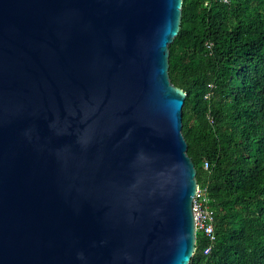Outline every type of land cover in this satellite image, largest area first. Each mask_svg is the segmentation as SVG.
I'll list each match as a JSON object with an SVG mask.
<instances>
[{"label": "water", "instance_id": "1", "mask_svg": "<svg viewBox=\"0 0 264 264\" xmlns=\"http://www.w3.org/2000/svg\"><path fill=\"white\" fill-rule=\"evenodd\" d=\"M181 4L0 0V264L189 263Z\"/></svg>", "mask_w": 264, "mask_h": 264}, {"label": "trees", "instance_id": "2", "mask_svg": "<svg viewBox=\"0 0 264 264\" xmlns=\"http://www.w3.org/2000/svg\"><path fill=\"white\" fill-rule=\"evenodd\" d=\"M168 73L213 211L188 264H264V0H182Z\"/></svg>", "mask_w": 264, "mask_h": 264}, {"label": "built area", "instance_id": "3", "mask_svg": "<svg viewBox=\"0 0 264 264\" xmlns=\"http://www.w3.org/2000/svg\"><path fill=\"white\" fill-rule=\"evenodd\" d=\"M205 168L207 163H204ZM210 199L207 196L205 188L197 185L195 195L192 200V212L194 217L195 230H201L210 242L214 240L213 234V211L209 206ZM209 245L204 249L203 253L209 251Z\"/></svg>", "mask_w": 264, "mask_h": 264}]
</instances>
